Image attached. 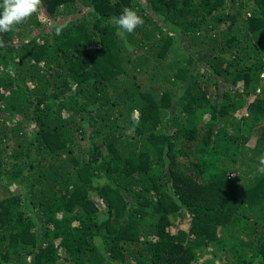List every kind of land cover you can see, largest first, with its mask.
I'll return each instance as SVG.
<instances>
[{"label":"trees","instance_id":"obj_1","mask_svg":"<svg viewBox=\"0 0 264 264\" xmlns=\"http://www.w3.org/2000/svg\"><path fill=\"white\" fill-rule=\"evenodd\" d=\"M0 36V264H264V0H43Z\"/></svg>","mask_w":264,"mask_h":264},{"label":"clouds","instance_id":"obj_2","mask_svg":"<svg viewBox=\"0 0 264 264\" xmlns=\"http://www.w3.org/2000/svg\"><path fill=\"white\" fill-rule=\"evenodd\" d=\"M43 6V0H2L0 2V34L13 32L17 26L26 23ZM112 22L117 26V35L126 41V34H131L138 26H142L144 20L137 12L130 8H124L119 16L112 17ZM55 34L59 35L63 26H55ZM6 48V44L0 36V49ZM132 131L139 124V110L134 109L130 116ZM258 171L264 174V154L259 157Z\"/></svg>","mask_w":264,"mask_h":264},{"label":"rangeland","instance_id":"obj_3","mask_svg":"<svg viewBox=\"0 0 264 264\" xmlns=\"http://www.w3.org/2000/svg\"><path fill=\"white\" fill-rule=\"evenodd\" d=\"M38 19H39V21H41L42 24L47 25V21H46V19L43 18L41 15H40V17L38 16ZM47 29H48V27H47Z\"/></svg>","mask_w":264,"mask_h":264}]
</instances>
